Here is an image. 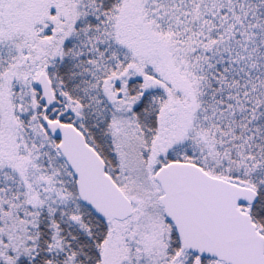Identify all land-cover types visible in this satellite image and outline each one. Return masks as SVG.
I'll return each mask as SVG.
<instances>
[{"label":"snow or ice","instance_id":"6c2138e0","mask_svg":"<svg viewBox=\"0 0 264 264\" xmlns=\"http://www.w3.org/2000/svg\"><path fill=\"white\" fill-rule=\"evenodd\" d=\"M0 264H264V0H0Z\"/></svg>","mask_w":264,"mask_h":264}]
</instances>
